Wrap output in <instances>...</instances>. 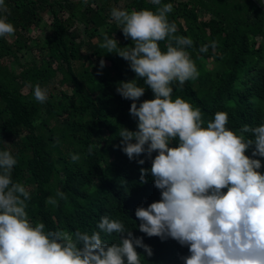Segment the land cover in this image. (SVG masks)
I'll use <instances>...</instances> for the list:
<instances>
[{
  "label": "trees",
  "instance_id": "trees-1",
  "mask_svg": "<svg viewBox=\"0 0 264 264\" xmlns=\"http://www.w3.org/2000/svg\"><path fill=\"white\" fill-rule=\"evenodd\" d=\"M95 1L5 0L8 21L16 31L11 41L0 38V60H17L28 50L40 63L31 66L15 62L20 71L13 73L0 62V150L8 149L17 158L13 180L24 183L30 191L28 215L34 222L43 221L46 230L79 228L91 233L99 217L107 214L122 220L134 236L143 237L151 246V258L137 248L141 264H182L178 256L188 255L186 247L172 239L147 237L138 230L135 208L159 200L160 193L150 175L145 177L147 183L139 181L140 168H150V161L139 165L114 147L120 143L121 126L135 130L128 112L131 101L115 91L119 81L133 79L134 73L126 61L106 53L99 44L103 33L114 35L120 46L130 44V40L124 39L110 17L115 3L99 0L92 6ZM162 3L173 4L168 18L177 24V35L194 41L188 51L200 71L199 78L186 82L182 90H175L173 85V98L181 96L199 107L205 121L217 111L227 112L232 130L264 122L262 0ZM122 7L155 11L156 6L151 0H124ZM43 13L50 29L40 41L31 30L42 21ZM212 42L215 47L198 52L201 45ZM160 47L164 49V42ZM82 49H86L84 60L80 57ZM100 59L106 66L97 75ZM57 76L56 92L44 86ZM29 82L47 89V102L40 104L34 99L26 87ZM151 98V91L146 89L141 100ZM89 144L94 146L93 154L84 158ZM70 153L81 154V160L72 162ZM257 158L264 165V158ZM260 171L264 172V167ZM57 189L65 192L67 199L54 207L46 198L54 196ZM104 239L111 242L115 237Z\"/></svg>",
  "mask_w": 264,
  "mask_h": 264
},
{
  "label": "clouds",
  "instance_id": "clouds-1",
  "mask_svg": "<svg viewBox=\"0 0 264 264\" xmlns=\"http://www.w3.org/2000/svg\"><path fill=\"white\" fill-rule=\"evenodd\" d=\"M151 4L155 11L112 7L110 17L130 44L120 46L107 33L99 44L134 73L133 79L119 81L115 91L131 101L128 112L135 130L121 126L120 143L114 147L139 165L150 161V168H140L139 181L147 183L150 175L160 193L159 200L135 208L138 230L186 247L188 255L178 256L182 264H264V165L257 158H264V122L232 130L227 112L217 111L205 121L199 107L181 96L173 98V85L179 91L200 76L188 51L194 41L177 35V24L168 18L172 3ZM8 14L5 0H0V38L15 34ZM210 46L215 42L201 45L198 52L206 53ZM105 66L100 59L97 75ZM26 87L38 103L47 102V89L30 82ZM146 89L152 98L141 100ZM93 149L89 144L84 158ZM81 158L70 153L72 162ZM17 163L10 150H0V264H141L137 248L153 256L143 237L107 214L91 233L79 228L46 230L43 221L34 222L27 211L31 193L13 180ZM66 199L57 189L46 203L58 207ZM105 236L115 239L106 242Z\"/></svg>",
  "mask_w": 264,
  "mask_h": 264
},
{
  "label": "rangeland",
  "instance_id": "rangeland-1",
  "mask_svg": "<svg viewBox=\"0 0 264 264\" xmlns=\"http://www.w3.org/2000/svg\"><path fill=\"white\" fill-rule=\"evenodd\" d=\"M97 2H99V0H96L95 2H92V6L95 5ZM110 3H115L116 7H122L124 5V0H110ZM44 17L42 19V21L39 23V25H37L36 27L32 28L31 33L33 35H35L36 39L38 40H42V38L44 37V34L49 32V26L47 25V19H46V14L43 13L42 14ZM8 39L11 41L12 37H8ZM94 42H96V39H94ZM31 47L33 46V43H31L30 45ZM85 52L86 49H82L81 50V56L82 60H84V56H85ZM1 64L4 66H8L10 68V70L15 73V72H19L20 71V67L15 64V62H19V64H24L26 62V64L31 66H36L38 65L39 59L36 57V54L31 53V51H24L21 53V56L17 57V60H10L9 58H5L0 60ZM44 86L49 89L53 88V91L56 92L59 89V80H58V76L55 77L54 79H52L50 82H45Z\"/></svg>",
  "mask_w": 264,
  "mask_h": 264
},
{
  "label": "water",
  "instance_id": "water-1",
  "mask_svg": "<svg viewBox=\"0 0 264 264\" xmlns=\"http://www.w3.org/2000/svg\"><path fill=\"white\" fill-rule=\"evenodd\" d=\"M263 8H264V0H262Z\"/></svg>",
  "mask_w": 264,
  "mask_h": 264
}]
</instances>
